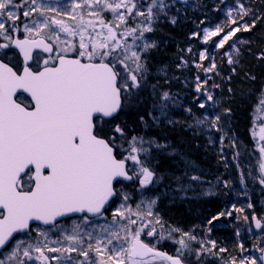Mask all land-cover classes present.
I'll use <instances>...</instances> for the list:
<instances>
[{"label":"snow or ice","instance_id":"snow-or-ice-1","mask_svg":"<svg viewBox=\"0 0 264 264\" xmlns=\"http://www.w3.org/2000/svg\"><path fill=\"white\" fill-rule=\"evenodd\" d=\"M176 2L0 0V39L4 41L0 49L5 50L0 58V249L11 247L0 256V264H189L185 253L196 236L170 229L169 236L180 233L175 240L179 245L176 254L159 250L142 238L158 235L155 225L161 221L153 212L156 201L149 200L144 207L141 201L133 209L127 203L129 195L118 189L123 180L138 181L144 189L157 179L147 161L152 145L165 146L142 136L129 139L125 128L115 121L125 108L140 103L147 72L144 57L155 47L146 33L154 30L160 14H166ZM21 15L29 22L22 21ZM226 18L228 25L204 27L202 35H193L204 44L211 41L214 48L228 45L222 55L232 65L238 63L234 58L239 55L236 44L242 42L237 33L250 31L264 17L244 0H236L227 7ZM246 18L253 23L249 25ZM175 22L173 17L171 23ZM21 30L22 39L16 35ZM13 47L22 56V63L9 55L7 50ZM200 59H210L206 50L200 52ZM216 67L215 60H210L204 71L212 72ZM196 91L201 94L197 105L204 111L199 117L193 114V126L222 132L223 114L213 111L219 101L212 92L202 91L199 82ZM169 103L177 101L165 91L153 107L166 117ZM187 111L191 113V109ZM259 111L264 112V99ZM228 112L226 109L225 114ZM252 135L260 153L256 179L264 186V123L258 131L254 127ZM226 136L225 132L220 137L221 151L226 147ZM229 140L227 147L235 148V137ZM239 155L237 152L233 158ZM188 179L206 183L198 175ZM240 182L244 183L243 173ZM222 183L229 185L228 181ZM181 190H185L183 186ZM206 194L213 193L209 190ZM115 197L124 202L112 212L110 221L99 224ZM232 208L244 212L235 205ZM74 214H79V220H73L70 227L62 226L61 218ZM232 216V210L221 211L211 216L207 225ZM243 219L248 222L249 216ZM33 222L48 227H33ZM251 222L264 232V217L252 215ZM32 231L36 232L34 242L14 236L22 232L31 235ZM235 234L241 236L239 231ZM159 235L164 238L162 232ZM13 240L16 242L11 245ZM200 244L197 256L227 252L223 247L215 252L217 244L211 239ZM238 247L241 256L225 258L223 264H264V237L251 250L243 243ZM246 251L259 255H243Z\"/></svg>","mask_w":264,"mask_h":264},{"label":"trees","instance_id":"trees-1","mask_svg":"<svg viewBox=\"0 0 264 264\" xmlns=\"http://www.w3.org/2000/svg\"><path fill=\"white\" fill-rule=\"evenodd\" d=\"M200 1L190 0L189 2L198 8ZM244 2L254 8L259 16L264 17V0H244ZM201 19L202 16L198 15L197 12L191 13L189 11L188 21H184L179 15L172 25L161 26L159 30L162 35L159 38V46L145 55L147 72L140 93V103L135 108H125L117 115L115 121L125 128L126 136L129 139L132 136H142L145 140H154L156 144H166L167 147L164 148H157L155 144L152 145L147 161L148 165L157 173V179L154 181L155 188L152 189L151 195L165 196L153 212L160 217L167 216L168 219L164 220V223H169V227L178 228L183 232H189L192 226L205 221L208 215L218 213L222 206L218 204L219 201L216 199L209 201L203 198L200 202L197 200L189 201V193H186V198L176 199L170 192L172 187L168 184L169 180L180 179L184 174V183L189 185V171L193 174L203 173V170L218 172L222 168L223 162L218 164L217 160L223 159L224 155L217 154L216 145L208 148L204 138L191 135L192 130L184 129L186 125L182 122L187 118L182 110L185 109V105L180 106L179 109L176 107L168 109L166 117L161 116L159 112L157 114V109L153 107L155 103L151 90L154 85L161 86L165 82H170L168 75L171 74V69L173 70L174 67L172 64L173 55H175L177 47H184L182 42L194 32L195 24H198ZM247 20L249 25L253 23L251 18ZM239 36L242 43L239 47V55L234 57L238 63L227 66L223 60H219L220 55H216L217 67L211 72V78L215 80H208L207 86L215 88L216 85H220L225 93V99H227V102L224 101L221 113H224L226 109L230 110L228 119L233 123L235 130L230 129V132H233L234 136L243 134V139L250 143L253 139L250 137L251 131L248 130L249 126L247 129L245 128L249 117L250 108L248 107L253 106L250 105L253 103L251 102L252 95L256 96L254 98L256 101H261V96L264 93V21L258 19L255 27L248 32L241 30ZM199 77L204 80L202 73ZM217 77L219 79L216 83ZM226 78L229 81L225 82ZM141 116L144 117L143 122L140 120ZM152 116L159 117V119L154 121ZM145 147L148 145L146 144ZM168 150L174 151L176 155L167 154L166 151ZM209 150L214 153H210ZM214 159L216 160L214 161ZM129 165L131 166V162ZM186 172L187 175H185ZM248 173L250 172L248 171ZM131 186L133 184L125 185L126 188ZM131 193L135 196L138 194L137 191L135 193L131 191ZM158 208L162 210V213L159 212ZM159 232L160 230H157L158 235L153 236L151 243L162 251L176 254L179 245L175 243V240L179 238L180 233L177 232L176 236L175 233H171V237L169 232H163L164 238L161 239ZM221 234L226 238V233L222 231ZM189 253V251L185 253L188 262L189 258H193L195 254L190 255Z\"/></svg>","mask_w":264,"mask_h":264},{"label":"rangeland","instance_id":"rangeland-1","mask_svg":"<svg viewBox=\"0 0 264 264\" xmlns=\"http://www.w3.org/2000/svg\"><path fill=\"white\" fill-rule=\"evenodd\" d=\"M189 1L190 0H186V2H180V0H177L174 6L166 10V14L165 13L160 14V18L154 24V30L150 33H146L147 38L155 43V47H152L145 55H147L148 53L153 51V49L159 46V42H160L159 38L162 35L159 29H161V26L165 24L172 25L173 23H171V19L173 17L176 20V18L179 15H181L184 21H188L189 11L191 13L197 12L198 15L202 16V19L198 24H195L196 29L194 30L193 33H200L202 35V29L204 27H214L217 24L228 25L230 21H228V19L226 18V9L227 7H231L236 3V0H205V1L201 0L200 5L197 8L192 6ZM166 2L172 4L173 0H166ZM245 4L248 6L247 3ZM21 20L26 23L29 22L28 18H24L22 15H21ZM17 23L19 24L20 22L18 21ZM20 26L22 29V24ZM21 33L24 34L22 30L18 34ZM193 33H191V35L188 36V38L182 42L184 44V47L183 46L177 47L176 53L175 55H173L174 59L172 60V64H174L173 65L174 67L173 70L171 69V74L168 75L170 77V82L169 83L165 82L164 85L161 86L154 85L151 91L155 105L159 103L161 94L165 91L169 92L170 95L177 101V103L175 104L169 103L166 112L168 111V109L172 107H176L179 109L180 106L182 107V105H185V109L182 110L184 112L185 117L187 118L182 122V124L186 125L184 129L189 131L192 130L194 134L192 133L191 135H195L196 137L200 136L201 138H204L208 148L215 147L216 145L217 146L216 149L218 151L217 154L219 153L224 155V158L222 159L223 161L222 168L218 172L206 171L209 175V178L208 177L207 178L208 180L210 179V181H208V183H210L209 187L199 186L200 190L199 191L197 190L198 197L196 198V200L198 202L201 201V194H203V197L206 200L212 201L213 199H216L219 201L218 204L222 206L219 212L232 210L233 216L221 217L220 220L218 222H215L213 226H209L207 225V220L211 216L217 215L219 212L216 214H210L207 216L208 218L205 221L199 223L196 227L192 228L189 231L192 233V231L195 230V233L192 234L196 236V240L189 242L190 244L189 254L193 255V253H195L193 255V257L195 258L194 260H198L201 263H205L208 261L210 262V260H218L219 263L223 264V260L225 258H229L231 256H236L239 258L241 256V252L238 247L239 243H243L246 249L251 250L256 245L257 243L256 241L259 240L258 235H255L252 229L251 217L252 215H256L257 217H264V186L263 187L258 186L257 189L256 188L249 189L246 186V180L244 179L243 184H241L240 180H241V173H244L243 171H245L244 169L246 167L247 161L249 159L251 160L252 155L256 159L259 156L260 159V155L258 152H253L254 145L257 148L256 140L251 139L252 141L250 143H247L243 139V134L240 135L236 134L234 136L233 132H230V129L232 131L235 130L233 129L234 128L233 123H231V121L228 119V116L230 115L229 112L227 114H225V112L221 113L222 112L221 109H223L224 106V101L227 102V99H225V95H224L225 93L223 89L220 88V85H216L215 88L212 87L210 88L209 86H207L208 83H204V81L213 79L211 78V72L206 73L204 71V68L209 66L210 60H215V63L217 65L216 55H220L219 60L220 61L223 60L225 62V65L227 66L230 65L227 62V57L222 55L225 49L228 48V45H225V49L214 48L212 46L211 41L208 44H204L202 40L199 38V36H194ZM237 36L240 38L239 33H237ZM241 43L236 44V47L238 49H240L239 47ZM189 49H191V51H189ZM205 50L210 59L201 60L200 52ZM197 65H200V67H198ZM200 73H202L204 80L199 77ZM197 77H199V81L197 80ZM218 79L219 77H217V80L215 81L216 83L218 82ZM227 81L229 80L226 78L225 82ZM198 82L201 84L202 91L207 90L212 92L214 100L219 101V103L216 105V108L213 111L223 114V118L220 121L221 125L223 126L222 132H217L215 129L208 130L207 128H197L193 126L194 125L193 114L199 117L201 116V113L204 111L200 109L197 105L196 98L201 95L196 91V86ZM166 85L167 87H165ZM255 97H256L255 95H252L251 102L253 103L250 105L253 106L248 107L250 108V110L248 111L249 117L247 118L246 127H245L247 129V127L249 126L248 130L251 131L250 137L252 138H253L252 135L253 128L256 127L258 131V127L262 123H264V112L259 111L260 100L256 101L254 99ZM187 98L189 99L186 101ZM261 99H264V93L262 94ZM156 109H157V114H159L160 113L159 108ZM188 109H191V113L187 111ZM225 132L227 133V136L225 137L223 143L226 147H224L223 151H221L220 137L224 135ZM229 132L231 133V135L229 134ZM229 137H235L236 139L235 148L227 147V145H229L230 143ZM210 138H211V142H210ZM163 145L167 147L166 144ZM124 147H128V145L125 143ZM209 152L214 153L212 152V150H209ZM237 152H239L240 155L237 159H234L233 157ZM166 153L169 155H176L172 150L170 151L168 150L166 151ZM255 161L257 160L253 161L252 169L253 170L258 169V173H259V167H258L259 162L258 161L255 162ZM248 166H247V171H248ZM219 172L220 174H218ZM190 176L191 173L189 171V177ZM199 176L201 177V175ZM201 179L202 181H205L202 177ZM217 180L221 181V183L218 184ZM184 181H185L184 174H182V176L178 180L177 179L169 180L168 184L170 185V187H172V189H170V192H172L174 198L176 199L186 198L187 197L186 193H189L190 190L191 192L193 190V192L195 193L196 189L194 187L198 186V183L189 182V184H191V187H188L187 183H184ZM223 181L229 182L228 187H224L222 183ZM236 184L238 185L240 184V186L237 187ZM181 186H183L185 190H181ZM154 188H155L154 182L144 189H141L138 181H135L133 186L128 188H126L124 184L118 185V189L122 194L127 193L129 195L130 199L127 201V203L131 205L133 209H135L136 205L140 204L141 201H144V205H142V207L146 206L149 200L156 201L153 210L156 209V207H158L159 202H161L165 196L151 195L152 189ZM209 190H211V192L213 193L212 195L206 194ZM131 191H133L134 193L137 191L138 192V194H136L137 196L133 195ZM123 202L124 201L122 200L121 197H117L115 199V203L110 204L109 206L110 210L105 213V217L99 219L97 222L99 224H103L105 223L106 220L110 221L112 212L115 211V209L118 208L120 204ZM249 203L253 205L252 208L247 207ZM232 205H235V208H243L244 212L242 213L236 212L235 209L232 208ZM159 212L162 213V210L159 209ZM254 212H256V214H254ZM244 215L249 216L248 222H246L243 219ZM237 217L239 218L237 219ZM154 218L155 217H152V219ZM159 218L161 224L157 226L155 225L156 229L160 230L159 233L162 232L163 234V232L165 233L170 232V229L173 228L168 226L169 223L168 224L164 223V220H167L168 217L159 216ZM73 220L78 221L79 217L65 219L61 221V224L62 226L70 227ZM209 227L212 228V231L210 233L208 232ZM234 227H236V229H234ZM222 231L223 233H226L225 234L226 238H224V236L221 234ZM237 231L241 233L240 237L236 236L235 233ZM173 233H175L176 236L177 232H172V234ZM35 238H36V232L32 231L31 235H29L28 233L23 234L21 236H18L16 240H23L25 242L32 240L34 242ZM53 238L55 239L56 237L53 236ZM145 239L147 241L152 242L153 237H145ZM209 239L214 240L217 244V248L214 250L215 252L218 253L219 248L221 247L226 248L227 252L220 255H212L208 252H203L201 255L197 256V252L200 251L201 249L200 242L203 241L206 245ZM15 242L16 241L14 240L11 243V245H14ZM10 250L11 247L7 248V250H5L4 253ZM249 254L256 256L255 251H251L250 253L246 251L243 253V255H249ZM72 255L75 256L76 254L73 253ZM30 264H38V262H30Z\"/></svg>","mask_w":264,"mask_h":264},{"label":"flooded vegetation","instance_id":"flooded-vegetation-1","mask_svg":"<svg viewBox=\"0 0 264 264\" xmlns=\"http://www.w3.org/2000/svg\"><path fill=\"white\" fill-rule=\"evenodd\" d=\"M16 35H18L19 36V38H24V34H16ZM4 41L2 40V39H0V43H3ZM5 50H2V49H0V58H3L2 57V53L4 52ZM8 52H9V55H11L12 56V58H13V60L14 61H16V60H19L21 63H22V60H21V57L19 56V54H18V52H17V50L15 49V48H11V49H9V50H7ZM42 55H45V54H43L42 53ZM5 62H8L7 60L5 61ZM253 151L254 152H258L259 153V151L257 150V148L255 147V145H254V147H253ZM259 155H260V153H259ZM216 159H214V161H215ZM218 161V164L220 163V161H222V159H218L217 160ZM216 165V164H215ZM204 171H207V170H203V173H192L191 172V175H201V177L206 181V183H198V186H197V188H195L196 189V191H195V193L193 192V190H192V192L190 191L189 192V201H196V198L198 197V191L200 190L199 188V186H208L209 187V184L210 183H208V181H210V179L208 180V178H209V175H208V173L207 172H204ZM218 174H220V172L218 173ZM253 177L249 180V181H247V188H249V189H257L258 188V186H262V185H260L259 184V182H258V179H256L258 176H259V173H258V169H255V170H253V175H252ZM208 177V178H207ZM134 180L133 181H130V184H134ZM189 182H191L190 180H189ZM129 183V182H128ZM191 183H194V182H191ZM124 185H127V183H123ZM237 185V187H239L240 186V184L238 185V184H236ZM263 187V186H262ZM198 190V191H197ZM204 197H203V194H201V199H203ZM254 214H256V212H254ZM259 218V217H258ZM198 225V224H197ZM196 225V226H197ZM251 225H252V229H253V231H254V234L255 235H258V237H259V239L261 238V237H264V232H261V230L260 229H256L255 228V225L251 222ZM196 226H194V227H196ZM193 226H192V228H194ZM191 228V229H192ZM192 233H195V230L194 231H192ZM262 235V236H261ZM257 242V241H256ZM5 250H7V249H5ZM4 250V251H5ZM4 251L0 254V256H2V254L4 253ZM259 255V253L258 252H256V256H258ZM191 257V256H190ZM195 258L193 257V258H189V264H222V263H219L218 262V260H210V262L208 261V262H205V263H201V262H199L198 260H194Z\"/></svg>","mask_w":264,"mask_h":264},{"label":"water","instance_id":"water-1","mask_svg":"<svg viewBox=\"0 0 264 264\" xmlns=\"http://www.w3.org/2000/svg\"><path fill=\"white\" fill-rule=\"evenodd\" d=\"M14 48V47H13ZM17 50V49H16ZM17 52H18V50H17ZM18 54H19V52H18ZM45 55H47V54H45ZM19 56L21 57V60L23 59L22 58V56L19 54ZM25 96H27V94L25 93L24 94ZM129 180H123L122 182H128ZM114 199V198H113ZM72 217H79V214H74ZM67 218V217H66ZM62 219H65V218H61V220ZM34 224H37V225H39V222H33V225ZM40 226H43V227H48V226H45V225H40ZM22 233H26V232H22ZM22 233H15L14 234V236H16V235H18V234H22ZM2 250H4V249H0V253L2 252Z\"/></svg>","mask_w":264,"mask_h":264}]
</instances>
